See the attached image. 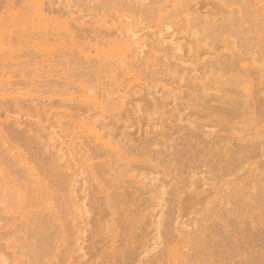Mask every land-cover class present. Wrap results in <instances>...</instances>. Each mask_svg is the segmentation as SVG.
<instances>
[{
    "label": "bare ground",
    "instance_id": "obj_1",
    "mask_svg": "<svg viewBox=\"0 0 264 264\" xmlns=\"http://www.w3.org/2000/svg\"><path fill=\"white\" fill-rule=\"evenodd\" d=\"M47 1L0 0V264H264V0Z\"/></svg>",
    "mask_w": 264,
    "mask_h": 264
},
{
    "label": "rangeland",
    "instance_id": "obj_2",
    "mask_svg": "<svg viewBox=\"0 0 264 264\" xmlns=\"http://www.w3.org/2000/svg\"><path fill=\"white\" fill-rule=\"evenodd\" d=\"M48 1H49V0H48ZM48 1H47V2H48ZM55 1H56V0H55ZM74 1L77 2V5H78V1H79V3H80L79 6H77L76 3L74 4ZM74 1H73V6L71 7V9L75 8V9L79 10V12L81 11L82 13H84V15H87L86 17L84 16L86 19H87V17L91 16V14H94L95 11H96V13H95L94 15H92V16H95L96 18L98 17V15H96L98 12L101 13V14H99V17H101L102 12H103V14H104V11H105V15H106V13H107V14H109V15L112 16L113 14H115L114 12L117 11V10H115V11L113 12V10H114V9H113V5H115V6L118 5V7H121V9H122V7H123L124 10H125V7H124V6H119V4H121V1H122V0H120V3H119V1H118L119 4H117V3H116V4H113V2L115 3V1L117 2V0H78V1L74 0ZM123 1L125 2L126 0H123ZM147 1L149 2V0H146V2H147ZM194 1H195V4H196V5L193 3ZM194 1L191 3V5L189 4V5L191 6V7H190V6H189V7H190L191 9L193 8L192 11L196 10V11H194L193 13L197 12V13H195V14L198 15V16H200L201 18H202V16H205V17L208 16V19H209V18L211 19V18H212L211 15L214 17V14H213V13H214L215 10H216V7H215L216 5H215V3H213V2H215V1H213V0H209V1H206V0H198V2H197L196 0H194ZM127 2H128V0H127ZM127 2H125V3H127ZM196 2H197V3H196ZM211 2H212V3H211ZM216 2H217V0H216ZM105 3H107V4L105 5ZM122 3H123V2H122ZM15 4H16V3H15ZM58 4H59V3H58ZM112 4H113V5H112ZM192 4H194V5H192ZM17 5H18V3H17ZM48 5H50V2H48ZM53 5H54V7H53ZM75 5L77 6V8H76ZM111 5H112V7H111ZM121 5H122V4H121ZM217 5H218V3H217ZM15 6H16V5H15ZM19 6H20V5H19ZM50 6H51V8L53 7V8H55V10H57V11H54V9H53L54 12L52 11V12H53L52 15H54V13H56L55 15H59V17H61V19H64L65 16H64L63 14L66 12L67 8H66V9H63V7H61L62 4H60V6H59V5H56L55 3H54V4L51 3ZM102 6H103V7H102ZM17 7H18V6H17ZM20 7H21V6H20ZM96 7H98V11L95 10ZM104 7H105L106 9H104ZM118 7H114V8H118ZM214 7H215V8H214ZM57 8H58L60 11L63 9V13L61 14L62 11H61V12L58 11ZM61 8H62V9H61ZM102 8H103V9H102ZM14 9H15V7H14ZM16 9H17V8H16ZM75 9H73V10H75ZM80 9H81V10H80ZM119 9H120V8H119ZM121 9H120L119 12L124 11V10L121 11ZM214 9H215V10H214ZM17 10H18V12H19V7H18ZM77 10H75V12H76ZM217 10L220 11L219 7H218ZM13 11H14V10H13ZM213 11H214V12H213ZM219 11H216V12L218 13ZM16 12H17V11H16ZM18 12H17V13H18ZM52 12H51V13H52ZM127 12H128V11H127ZM117 13H118V12H116V15H115V16L113 15L114 18H115V17L117 18V17H118L117 15H120V13H119V14H117ZM14 14H15V13H14ZM77 14H80V15H81V13L76 12V15H77ZM206 14H207V15H206ZM208 14L210 15V17H209ZM215 14H216V13H215ZM1 15H4V16H5L6 14H1ZM55 15H54V16H55ZM82 15H83V14H82ZM105 15H102V18H103V19H104V17L107 18ZM109 15H108V16H109ZM62 16H63V18H62ZM113 16L111 17L112 19L110 18L111 20H109V19L107 18L108 21H112V20H114ZM99 17H98V18H99ZM109 17H110V16H109ZM205 17H203V18H205ZM65 18H66V17H65ZM89 18H90V17H89ZM116 18H115V19H116ZM141 18H142V17H141ZM92 19L94 20L95 18L93 17ZM99 19H100V18H99ZM99 19H95V20H97V21L100 22ZM107 19H106V20H107ZM142 19H143V18H142ZM93 20H88V22H89V21H93ZM147 20H149V19H146L145 21H143V23H142L139 27H143V28H144V27H148V26H146V25L148 24V23H147V22H148ZM101 21H105V20H101ZM146 21H147V22H146ZM150 21H151V20H149V23H150ZM153 21L156 23L155 20H153ZM166 21H167V20H166ZM144 22H145V23H144ZM154 22L151 21V23H152L153 25L155 24ZM89 23H90V22H89ZM89 23H88V24H89ZM146 23H147V24H146ZM99 24H101V22H100ZM143 24H146V25H143ZM152 24H149V25L151 26L150 28L153 29L154 27H152ZM96 25H97V24H96ZM156 25H157V23H156ZM172 25H173V24H171V26H172ZM98 26H100V25H98ZM162 26L165 27V24H163ZM171 26H170V27H171ZM176 26H178V25H173V26H172L173 28H170V27H169L171 30H169V31L166 30V31H167V32H174L175 30H173V29H174ZM155 27H156V26H155ZM145 29L149 31V28H148V29H147V28H144L143 30H145ZM165 29H167V27H165ZM143 30L141 31L142 33H143ZM146 30H145V31H146ZM145 31H144V32H145ZM0 32H3V31L0 30ZM14 32H16V33H14V39H15V37H16L15 40H20V41H21V39H18V35H21V34H20V33H17V32H20V31H19V30H17V31L15 30ZM0 34H2V33H0ZM15 34H18V35L16 36ZM143 34H144V33H143ZM183 34H184V33H183ZM183 34H181V35L178 34V37H179V39H180V43H181V41H182L181 44H182L183 47H184V46L187 45L186 43H187L188 39H187V38L185 37V35H183ZM3 35L6 36L5 33H3L2 36H3ZM179 35L181 36L182 39L180 38ZM182 35H183V36H182ZM5 36H3L4 39H5ZM27 36H28L27 34H26V36L24 35L22 39H25V40H26V39L30 38V36H28V37H27ZM0 37H1V35H0ZM3 37H1V38H3ZM20 37H21V36H20ZM26 37H27V38H26ZM39 37H40V36H39ZM39 37L36 36L37 41H35V40H36L35 37H34L35 40H33L34 38H32V39L30 38L31 41H30L29 39L26 40V42H25V40H22V41H24V44H25V45L23 44V45L25 46V47L23 48L24 50L21 48V47H23V45H19V42H18V41L13 40V41H15V44L18 43L17 45H19L18 47L21 48L22 51L17 47V45L14 44V46H16V47L18 48V50H20L21 53H22V52L25 53V51H27V50L29 49V47H30V49L32 48V49H34L35 51H36V50L39 51V49H37V47L40 48L38 45L41 44V43L43 42V41H41V43L38 42V41L41 40V39H40V40L38 39ZM174 37H176V36H174ZM184 37H185V38H184ZM1 38H0V39H1ZM97 38H98V37H97ZM95 39H96V38H95ZM179 39H178V40H179ZM1 40H2V39H1ZM42 40H44V39H42ZM84 40H85V39H84ZM90 40H91V39L88 38V42H89ZM98 40H99V39H98ZM2 41H5V40H2ZM2 41H0V42H2ZM80 41H82V39H81ZM92 41H93V39L91 40V43L94 42V41H93V42H92ZM16 42H17V43H16ZM27 42H28V45H27ZM29 42H33V43H29ZM83 42H84V41H83ZM86 42H87V39H86ZM95 42H96V41H95ZM178 42H179V41H178ZM20 43L22 44V42H20ZM34 43H36V44H35L36 46H34ZM0 44H1V43H0ZM31 44H33V46H34L35 48H34V47H31V46H32ZM94 44H96V43H94ZM218 44H219V45H218L219 48H216V51H217L216 53H218V54H219V53H222L221 55H225V53H226V51L228 50V48L232 45L231 43H223V42H222V43L219 42ZM224 44H225V45L227 44V45H226L227 47H226ZM230 44H231V45H230ZM231 47H233V46H231ZM231 47H230V49H231ZM17 48H16V49H17ZM26 48H28V49L26 50ZM30 49H29V50H30ZM32 49H31V50H32ZM92 49H93V48H92ZM184 49L186 50V47H185ZM18 50H17V52H19ZM230 51H232V49H231ZM17 52H16V53H17ZM20 52H19V53H20ZM228 52H229V51H228ZM228 52H227V53H228ZM229 53H230V52H229ZM229 53H228V54H229ZM17 54H18V53H17ZM18 55H19V54H18ZM42 55H43V54H41V56H42ZM37 56H39V55H37ZM41 56H40V57H41ZM214 56H215V54H212V53H211V54H210V53L207 54V53H206V55L204 54V58L202 57V59H204L205 61H207V60H209V59H213ZM40 57H39V58H36L37 61L34 59V62H33V61H30V59H29V61H28V60H27V61L24 60L25 58H24L23 60L20 59V61L18 60V61H19V62H18L19 65H18V63L16 64V63L14 62V66H17V65H18L17 67L14 68V77L19 78V77H21L22 74L25 73L27 70H28L27 72H30V73H31V72L33 71V67H36V68H37L38 65H43V64H45V63L48 64V62H45V58H44L43 61L41 60V59H43V57H45L44 55L42 56V58H40ZM39 59H40V62H39ZM248 59L250 60L251 58L248 57ZM248 59L246 60V64L249 63L250 65L248 64V66H251V60H250V62H249ZM14 60H16V59H14ZM31 60H32V59H31ZM204 60H203V61H204ZM46 61H47V60H46ZM16 62H17V60H16ZM20 62H22V63H23V62H25V63L28 62V63H27V64L24 63V64L26 65V66H25L24 64L21 65ZM41 62H42V63H41ZM36 63H37L38 65H37ZM28 64H29V65H28ZM46 64H45V65H46ZM35 65H37V66H35ZM22 66H23V67H22ZM28 66H29V67H28ZM32 66H33V67H32ZM21 67H22V68H21ZM27 67H28V68H27ZM40 67H41V66H40ZM17 68H18V69H17ZM25 68H26V70H25ZM29 68H30V69H29ZM36 68H35V69H36ZM21 69H24V70L21 71ZM17 72H18V73H17ZM27 72H26V73H27ZM33 72H34V71H33ZM33 72H32V73H33ZM30 73H28V74H29V77L32 75V74L30 75ZM55 73L58 74V73H60V72H55ZM18 74H19L20 76H19ZM28 74H26V75H28ZM33 74H34V73H33ZM16 75H17L18 77H17ZM32 76H33V75H32ZM27 78H28V77H27ZM150 83H151V82H150ZM151 85H152V83H151ZM155 85H156V84H155ZM147 86H148V87H147ZM147 86H145V89H147V91H148V89H149V90H151L150 92H154V93H150V94H152L153 97H152L151 95H150V96L148 95V96H149V97H152V98H154V97L157 98V97H158V99H159V97H160L159 95L161 94V93H160V92H161L160 87H159V86H157V87L154 86L155 88H153V87H152L153 85L150 86V85H149V82H148V85H147ZM145 91H146V90H145ZM159 93H160V94H159ZM148 96H147V97H148ZM138 98H139V97H138ZM152 98H151V99L149 98V100H148L149 103H151ZM146 101H147V98H146ZM169 107H170V106H169ZM30 113L32 114L33 112L30 111ZM129 113H130L129 115H132L130 111H129ZM138 115H139V114H137V116H138ZM25 116H26V115H25ZM137 116H135V115H134L133 117L131 116V119H130L129 121H127L130 125H131V124L133 125V126L131 125L132 128H131V126H130V128H128V129H129V130L131 129V132H132L133 135H135V136H139V135L141 134V132L143 131L142 129H148V126H149L148 124L146 125L145 122H144V126L142 125L141 122H140L141 124L138 123V121H139L138 119H140V118H139V116H138V117H137ZM4 117H5V116H2V118H4ZM137 118H138V119H137ZM52 120H53V119H52ZM137 120H138V121H137ZM52 122H53V121H52ZM46 123H47V122H46ZM122 123H123V122H122ZM47 124H48V123H47ZM47 124H46V125H47ZM145 125L147 126V128H146ZM140 126H141V128H140ZM142 127H143V128H142ZM150 128H151V127H150ZM150 128H149L148 130H150ZM52 130H53V129H52ZM140 131H141V132H140ZM139 132H140V133H139ZM258 160H261V158L258 159ZM241 173H242V172H241ZM1 211H2V212H1ZM0 212H1L0 215H3V216H1V218L4 217V214H5L6 212L4 211V212H5V213H4L3 210H0ZM2 213H4V214H2ZM88 214H90V213H88ZM5 216H6V215H5ZM246 216H247V217H250V214H246ZM7 217L9 218V214L7 215ZM10 217H11V215H10ZM2 219H3V218H2ZM3 220H4V222H6L5 219H3ZM3 220L0 219V221H1L0 226H1L2 224H3V225H6L5 223H2ZM3 225H2V226H3ZM8 225H14V219L10 220L9 223H8ZM87 234H88V233H87Z\"/></svg>",
    "mask_w": 264,
    "mask_h": 264
}]
</instances>
